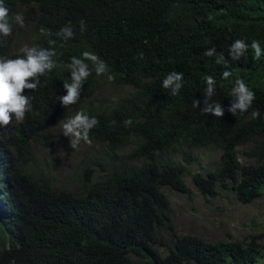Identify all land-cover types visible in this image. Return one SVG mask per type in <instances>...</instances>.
Returning <instances> with one entry per match:
<instances>
[{
    "label": "trees",
    "instance_id": "16d2710c",
    "mask_svg": "<svg viewBox=\"0 0 264 264\" xmlns=\"http://www.w3.org/2000/svg\"><path fill=\"white\" fill-rule=\"evenodd\" d=\"M3 4L12 35H0V56L20 57L25 46L54 48L58 67L41 76L37 92L25 90L32 107L24 120L0 127V264H253L264 257L263 232L225 241L179 234L166 193H191V176L204 196L220 195V186L242 204L264 195V54L256 59L249 48L237 61L229 55L236 39L249 45L257 40L264 50V0ZM17 13L23 28L14 22ZM65 26L74 33L67 40L58 35ZM210 48L229 61L230 79L215 56L205 55ZM84 51L96 54L108 71L97 76L86 61L92 73L80 99L64 108L48 85L57 82L61 89L62 82L65 95L66 65ZM172 71L184 73L177 95L162 86ZM208 75L217 82L212 99L224 108L223 117L200 111ZM237 76L255 99L247 112L233 115L229 93ZM78 110L98 124L89 133V156L67 178L39 151L47 144L69 148L60 123ZM199 147L219 157L212 170L192 174L188 165Z\"/></svg>",
    "mask_w": 264,
    "mask_h": 264
},
{
    "label": "clouds",
    "instance_id": "9594fccd",
    "mask_svg": "<svg viewBox=\"0 0 264 264\" xmlns=\"http://www.w3.org/2000/svg\"><path fill=\"white\" fill-rule=\"evenodd\" d=\"M13 19L20 27H25L22 14H15ZM80 27L81 31L85 30V23L83 20L80 21ZM73 34L72 27L70 26L63 27L58 33V35L63 36L65 40L71 38ZM0 35L4 37L12 35V24L9 22V10L4 6L3 0H0ZM49 44L54 45L55 41H49ZM249 48L254 52L256 59L264 54V50L261 49L259 41L253 40L249 45L244 40L236 39L229 46V55L233 61H237L244 56ZM20 51L23 55L17 58L0 56V127H7L10 125L13 118L18 122L24 120L26 113H28L32 107V98L24 94L25 90H31L33 92L36 90L37 92L43 86L39 84L42 78L44 79V75L58 67L56 61L53 59V57L57 55L54 48L25 46ZM205 55L208 57L215 56V63L217 65H223L226 69L222 74L225 80L233 76L230 70L231 65L223 54L216 55V49L210 48L205 52ZM81 56L82 58L76 56L71 57L70 63L66 65L71 75L69 81L63 82V88L66 90L65 95L60 96L62 93V82L61 89H59V84L57 82L48 85L49 89H52L51 93L54 98L57 97L58 102H60L61 106L64 108L76 104L80 99L84 81L92 73V69L89 68V64L86 63V61L92 63L97 76L103 75L108 71L107 64L96 54L84 51ZM137 58L143 59V53H139ZM183 77L184 73L182 72H169L163 79L162 86L165 89H170L173 95H177L183 87ZM47 79H45V81ZM108 79L112 80L114 76L109 75ZM204 83V106L200 111L215 117H223L224 108H222L218 101L212 99L215 94V89L217 88L216 80L213 76L208 75L204 78ZM52 86L55 87V89ZM229 95L232 97V101L228 111L233 115L247 112L255 99V93L250 90L245 81L238 76L234 80ZM199 104L200 102L198 100H193L192 102L193 108H198ZM37 106L43 105L36 101V107ZM252 116L253 118H258L259 111H253ZM61 123L62 133L70 138V147L76 150L81 142L91 144L89 133L90 130L98 124V120L95 117H90L83 110H78L74 115L68 117ZM124 123L125 125H130L132 122L131 120H127Z\"/></svg>",
    "mask_w": 264,
    "mask_h": 264
},
{
    "label": "rangeland",
    "instance_id": "374dc122",
    "mask_svg": "<svg viewBox=\"0 0 264 264\" xmlns=\"http://www.w3.org/2000/svg\"><path fill=\"white\" fill-rule=\"evenodd\" d=\"M63 122V121H62ZM62 129V123H60ZM69 148L47 144L40 147L39 157L49 161L67 178L81 159L89 156L88 144L81 142L75 150L70 139L62 136ZM57 141L58 138L55 137ZM245 149V148H243ZM79 153H75V152ZM195 163L188 165L191 173L212 170L219 154L212 148H197L192 151ZM191 193L166 190L171 204L170 215L179 234H196L210 241L239 240L248 233H264V195L250 204H242L228 188L220 186V195L213 197L201 194L189 176L186 179ZM253 264H264V257Z\"/></svg>",
    "mask_w": 264,
    "mask_h": 264
},
{
    "label": "bare ground",
    "instance_id": "6f19581e",
    "mask_svg": "<svg viewBox=\"0 0 264 264\" xmlns=\"http://www.w3.org/2000/svg\"><path fill=\"white\" fill-rule=\"evenodd\" d=\"M108 179V178H107Z\"/></svg>",
    "mask_w": 264,
    "mask_h": 264
}]
</instances>
